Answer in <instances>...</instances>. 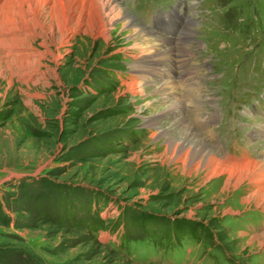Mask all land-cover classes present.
<instances>
[{
	"label": "rangeland",
	"instance_id": "374dc122",
	"mask_svg": "<svg viewBox=\"0 0 264 264\" xmlns=\"http://www.w3.org/2000/svg\"><path fill=\"white\" fill-rule=\"evenodd\" d=\"M166 1L124 0V6L162 37L166 27L163 20L157 22L162 29L153 27V16L155 21L160 14L180 23L198 20L200 0H169V6ZM27 4L25 14L20 9L12 13L17 26L32 17ZM200 6L221 16L213 13L201 33L186 35L181 23L169 44L155 42L165 56L146 72L138 68L139 59L153 52L151 45L133 44L119 23L109 30V38L95 40L83 27L63 41L59 30L51 33L50 14L42 12L35 24L37 36L25 38L18 30L16 39L24 37L25 44H0V264H169L170 259L187 264L184 247L174 255V238L167 239V233L179 236V245L197 249L201 244L204 251L198 258L208 252L206 264H264V245L252 241L256 232L234 229L237 223L228 217L257 208L255 199L243 202L255 186L245 182L238 187L225 173L188 175L165 154L163 138L153 140L159 131L144 125L168 111L154 89L173 80L183 103L179 111L224 158L223 147H216L214 123L206 120L214 107L211 102L199 105L191 93L204 88L203 99L212 97L202 77L207 60L215 57L216 71L228 68L211 86L222 98L224 117L218 129L232 154V126L225 125V116L235 112L229 103L237 99L238 111L253 100L263 103L258 97L264 58L252 62L247 57L264 56V0H206ZM4 36L0 39H14ZM199 40L207 46L203 54L214 56L201 55ZM167 47L173 49L169 54ZM175 47L192 52L194 65L179 67L184 51ZM10 50L17 55H8ZM22 51L31 52L29 59ZM236 53L246 59L236 58L235 70ZM158 66L164 71L159 73ZM191 68L199 73L194 79ZM251 68L260 69L261 83L256 75L250 81L243 75ZM183 73L195 88L181 86ZM131 83L145 85L128 88ZM177 112L168 117L176 118ZM212 115L220 120L218 109ZM160 124L163 129L172 126L169 120ZM101 231H112L117 239L102 242L107 237Z\"/></svg>",
	"mask_w": 264,
	"mask_h": 264
},
{
	"label": "bare ground",
	"instance_id": "6f19581e",
	"mask_svg": "<svg viewBox=\"0 0 264 264\" xmlns=\"http://www.w3.org/2000/svg\"><path fill=\"white\" fill-rule=\"evenodd\" d=\"M26 3H28L27 7H29L30 16L32 17H30L31 19L20 20V26H17L18 24L12 22V13L14 14V12L20 9V13L25 14L24 8L26 7ZM4 4L0 6V34L1 36L5 34L4 37L12 35L14 39L13 41L0 39V44L12 43L22 45L26 43V37L37 36L36 21L40 18L42 12H47L51 16V33H54V29L59 30L63 41H66L68 35L74 30L83 27L85 28L84 33L91 35L95 40L101 36L109 38V30L114 29L115 23H119V29L122 32H127L128 39L133 44L138 46L139 44L147 43L153 49L152 53L145 52L146 54L140 57L138 68L141 71L146 68H153L150 66L154 61L160 60L165 56L158 49L159 45H154L155 42H159L160 40L164 42V37L158 36L156 32L143 26L125 8L124 0H8ZM18 30L23 31L25 37L19 41L16 39L18 35L16 32ZM165 42L169 44V41ZM7 48L11 49L9 46ZM165 52L169 54L171 49L167 47ZM12 53L17 55L12 51L8 55H13ZM20 53L22 55L27 54L26 59H29L28 57L30 56L28 54L31 52L22 51ZM143 65H146L145 68ZM138 68L134 67L133 71H138ZM140 70L139 72H141ZM170 71L172 70L170 69ZM143 72H146V70ZM153 72L151 70L148 74H154ZM141 77L145 78V76ZM144 85V83L140 85L138 83H131L128 85V88L136 89V86L142 88ZM175 88L174 81L169 80L162 82L154 89V93H157L161 97L162 105H165L166 111H168L166 114H161L159 118L158 116L157 118L150 117L145 121L144 125L146 128L155 129L156 132L157 130L159 131V134L152 135L153 140L163 138L164 144H166L165 154L170 157L173 163L182 165L188 175L205 173L210 177H219L225 173L228 174L229 178L235 179V184L238 187L245 182L254 185L255 191L248 198L243 199V202L248 204L251 199H255L257 208L264 210V160L250 161L243 159L246 162L242 163V161H231L229 158H221L216 150L194 130L193 126L188 124L185 115L179 111L183 107V103L177 100L178 96L176 93L178 89L176 88V90ZM172 111H178L177 113L181 114L176 118L170 119L168 116L172 115ZM165 120H169V123L172 124L171 128H161L160 123ZM253 240H257L259 245L263 246L264 232L253 235Z\"/></svg>",
	"mask_w": 264,
	"mask_h": 264
}]
</instances>
